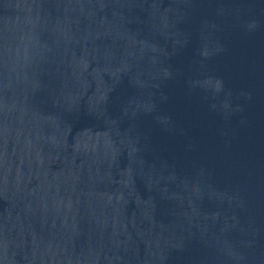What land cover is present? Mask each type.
Listing matches in <instances>:
<instances>
[{
    "label": "water",
    "instance_id": "water-1",
    "mask_svg": "<svg viewBox=\"0 0 264 264\" xmlns=\"http://www.w3.org/2000/svg\"><path fill=\"white\" fill-rule=\"evenodd\" d=\"M0 264H264V0H0Z\"/></svg>",
    "mask_w": 264,
    "mask_h": 264
}]
</instances>
